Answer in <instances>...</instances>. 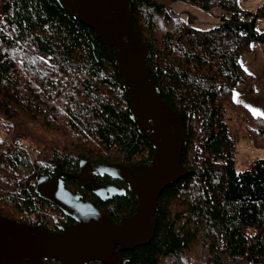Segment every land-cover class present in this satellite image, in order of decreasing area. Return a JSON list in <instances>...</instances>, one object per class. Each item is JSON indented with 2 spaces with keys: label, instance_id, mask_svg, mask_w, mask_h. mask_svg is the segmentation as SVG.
Masks as SVG:
<instances>
[{
  "label": "trees",
  "instance_id": "16d2710c",
  "mask_svg": "<svg viewBox=\"0 0 264 264\" xmlns=\"http://www.w3.org/2000/svg\"><path fill=\"white\" fill-rule=\"evenodd\" d=\"M176 2L202 11L218 6L220 24L196 29L170 14ZM128 5L151 52L147 65L161 98L184 115L181 163L188 175L160 194L153 240L121 256L126 264H264V159L236 168L226 118L234 87L252 88L239 59L253 41L264 44V33L254 29L264 19V1L254 11L239 0ZM243 122L251 145L264 150V119L244 109ZM0 124L10 138L0 140V215L15 221L23 212L58 211L34 193L39 175L74 174L81 160L144 164L153 154L130 120L106 49L54 0H0ZM28 140L49 150L48 157L30 159L29 150L37 149L23 146ZM136 205L130 192L94 202L115 222Z\"/></svg>",
  "mask_w": 264,
  "mask_h": 264
},
{
  "label": "water",
  "instance_id": "95a60500",
  "mask_svg": "<svg viewBox=\"0 0 264 264\" xmlns=\"http://www.w3.org/2000/svg\"><path fill=\"white\" fill-rule=\"evenodd\" d=\"M74 20L93 30L114 63L129 102L130 120L153 148L149 163L127 166L81 160L79 172L35 178L34 193L73 221L59 232L0 215V264H126L121 253L148 245L157 226L160 194L188 175L181 163L184 115L160 96L147 60L151 52L132 22L128 0H54ZM96 176L126 184L137 205L133 215L113 221L70 193L60 177L76 179L103 201L126 194L100 185ZM50 261V262H49Z\"/></svg>",
  "mask_w": 264,
  "mask_h": 264
},
{
  "label": "crops",
  "instance_id": "0c3cea01",
  "mask_svg": "<svg viewBox=\"0 0 264 264\" xmlns=\"http://www.w3.org/2000/svg\"><path fill=\"white\" fill-rule=\"evenodd\" d=\"M249 1L246 2V0H239V6L243 10L254 11L257 7H259L263 3L264 0H249ZM249 3H251V5L255 4L256 8L252 9ZM180 6L181 8L179 11L181 13V17L185 16L186 17L185 21L188 24H190L192 27L194 25H203V24L205 25L210 24L211 27H215L220 24V16L223 13L221 10L214 9L211 11H202L196 7L187 4H181ZM198 13H200V15ZM253 48L255 49L258 48L260 54L253 56V54H249L251 53L250 52L251 49H250L248 52H244L240 56L239 62L242 69L252 77L254 87H256V89L251 91V89L245 84L242 83L237 84L234 87V91H233L234 103L228 104L226 106L227 116L231 114L228 111H230L232 108L239 109L240 114L241 113L243 114L244 109L249 110V112L255 116H260L262 112L261 105L254 107L250 105L248 101L249 100L248 98L249 96H252V93H257L260 91L261 88L263 89L264 87V55H261L260 52L261 50L257 46V44H254ZM228 120H230V118Z\"/></svg>",
  "mask_w": 264,
  "mask_h": 264
},
{
  "label": "rangeland",
  "instance_id": "374dc122",
  "mask_svg": "<svg viewBox=\"0 0 264 264\" xmlns=\"http://www.w3.org/2000/svg\"><path fill=\"white\" fill-rule=\"evenodd\" d=\"M248 1L249 0H246V2H248ZM174 4H178L179 10H180V8H181L180 5L185 4V3L176 2ZM249 4L251 5V3H249ZM251 8L252 9L256 8V5L252 4ZM198 14L200 15V13H198ZM181 19L185 20L186 17L182 16ZM194 26L196 29H201V30H205L206 28L211 27L210 24L194 25ZM254 29L258 33H264V19L258 20L254 26ZM251 44H252V45H250V49H251L250 52L251 53H249V54H253V56L260 54L258 48L257 49L253 48L254 44H257V46L261 50L260 51L261 55H264V45H262L263 43L258 42V41H253V43H251ZM251 87H252L251 91L256 89V87H254L253 82H252ZM248 99H249L248 101H249L250 105H252L254 107L261 105V109H262L261 111L262 112L260 114V117H262L264 119V87H263V89L261 88L259 92L252 93V96H249ZM228 112L231 113L229 116H227V114H226V118L227 117L230 118V120H229L230 136L236 142V155H237L236 168L238 170H245L255 160L264 159V150L255 149L251 145L250 141L248 140V138L245 134V125L243 122V114L242 113L240 114L239 109H235V108L233 109L232 108ZM229 118H227V119H229ZM6 129L7 128L5 127L4 124H0V140H6V143H10V138L6 134ZM23 146L30 147L31 149H37L36 152L29 150L30 159H32L36 156L39 159H43V158L48 157V155L50 153L49 150H47L45 148L38 147L36 144H34L33 142H31L29 140L24 141Z\"/></svg>",
  "mask_w": 264,
  "mask_h": 264
},
{
  "label": "built area",
  "instance_id": "2783aa9c",
  "mask_svg": "<svg viewBox=\"0 0 264 264\" xmlns=\"http://www.w3.org/2000/svg\"><path fill=\"white\" fill-rule=\"evenodd\" d=\"M214 9L221 10L219 9L218 6H215L213 10ZM170 14L173 17H181L178 4L172 5L170 9ZM237 14L241 21L249 22V19H246L244 16H242L240 12H238ZM34 184L35 182H33V185ZM16 221L18 223L26 224L29 226H43L50 232H59L61 228L68 226L70 219L59 210L58 211L47 210L42 213L39 211L23 212L18 216V219Z\"/></svg>",
  "mask_w": 264,
  "mask_h": 264
},
{
  "label": "flooded vegetation",
  "instance_id": "af4514ba",
  "mask_svg": "<svg viewBox=\"0 0 264 264\" xmlns=\"http://www.w3.org/2000/svg\"><path fill=\"white\" fill-rule=\"evenodd\" d=\"M79 172V168H78V171ZM76 172V173H77ZM56 174V173H55ZM55 174H52V175H55ZM52 175H48L49 177L52 176ZM63 182H64V186L65 188L72 194L74 195H77V196H80V198L82 199V201L84 202H89L91 203L93 206H94V202H97L98 204L100 203H107V202H111L113 201L115 198H113L112 200H109V201H103L101 199H99L98 197L94 196L90 191H88L87 189H83L81 188V186L79 185L78 181L76 179H72L73 181H75L76 183L75 184H69L68 182V178L69 177H60ZM95 181L100 184V185H105V186H113L117 189H120V190H125L126 193L128 192L127 191V186L125 183L121 182L122 183V186H117L116 183L117 181L119 180H113L111 179L110 177H107V176H96L95 177ZM111 181V182H109ZM126 195V194H125ZM124 195V196H125ZM123 197V196H122ZM116 198H119V197H116ZM95 207V206H94ZM98 209V208H97ZM100 211V210H99ZM101 212V211H100ZM103 213V212H102ZM73 222L69 221L68 223V226L69 225H72ZM94 264H100V263H94Z\"/></svg>",
  "mask_w": 264,
  "mask_h": 264
}]
</instances>
